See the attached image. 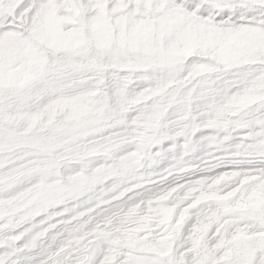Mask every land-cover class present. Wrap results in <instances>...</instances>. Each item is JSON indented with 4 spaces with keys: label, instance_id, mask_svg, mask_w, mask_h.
I'll return each mask as SVG.
<instances>
[{
    "label": "snow or ice",
    "instance_id": "snow-or-ice-1",
    "mask_svg": "<svg viewBox=\"0 0 264 264\" xmlns=\"http://www.w3.org/2000/svg\"><path fill=\"white\" fill-rule=\"evenodd\" d=\"M245 32L264 39V0H0V264H264ZM62 104L101 118L40 134Z\"/></svg>",
    "mask_w": 264,
    "mask_h": 264
},
{
    "label": "rangeland",
    "instance_id": "rangeland-1",
    "mask_svg": "<svg viewBox=\"0 0 264 264\" xmlns=\"http://www.w3.org/2000/svg\"><path fill=\"white\" fill-rule=\"evenodd\" d=\"M261 50H264V39H260L255 33H241L234 37L232 40L231 51L233 53H244L248 56H252L256 52ZM15 77L16 74L11 73L9 76L10 82L14 81ZM139 87H143V85L138 83L137 88ZM252 99L253 98L251 96H245L240 100V104H247ZM69 113L71 114V119H67ZM99 118H101V113L95 111L90 105L77 104L75 106H65L62 104L56 107L54 115L50 116L48 114H45L37 121V130L40 134H46L55 127L58 129L59 133L63 134V139L71 143V137L76 133L82 131V128L79 127V125L83 124L84 121H93ZM201 135H203V133H201ZM168 143H171V141L165 143V147L168 146ZM62 147L63 146L61 145V148H58L57 150L61 151ZM206 150V148L201 147L195 153L196 159L193 160V163H199L200 158L203 157V154ZM77 151L78 149L76 145L72 144L71 151L65 152L64 154L67 157L72 158L73 156H75ZM171 155L172 154L169 153V159L163 160L151 170L156 173H159L171 162ZM76 166H79L78 162ZM262 200H264V193L257 192L254 193L253 196L250 198V203H252L253 205H258Z\"/></svg>",
    "mask_w": 264,
    "mask_h": 264
},
{
    "label": "bare ground",
    "instance_id": "bare-ground-1",
    "mask_svg": "<svg viewBox=\"0 0 264 264\" xmlns=\"http://www.w3.org/2000/svg\"><path fill=\"white\" fill-rule=\"evenodd\" d=\"M252 55V54H251ZM69 112H70V110H69ZM91 118V117H90ZM94 118V117H93ZM85 122V121H84Z\"/></svg>",
    "mask_w": 264,
    "mask_h": 264
}]
</instances>
